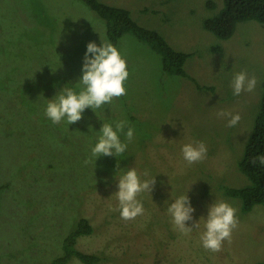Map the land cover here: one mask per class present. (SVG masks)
Wrapping results in <instances>:
<instances>
[{
    "label": "rangeland",
    "instance_id": "374dc122",
    "mask_svg": "<svg viewBox=\"0 0 264 264\" xmlns=\"http://www.w3.org/2000/svg\"><path fill=\"white\" fill-rule=\"evenodd\" d=\"M100 1L128 8L140 25L191 53L184 66L196 80L164 72L148 43L124 34L118 47L128 63L126 95L98 113L105 121L126 116L135 125L136 137L119 167L158 174L153 198L141 194L144 214L121 218L111 196L118 158L102 156L96 167L89 161L94 133L88 125L99 130L103 121L90 108L69 128L44 116V97L81 76L87 43L110 41L105 20L84 0H0V264H49L82 217L95 230L77 247L103 256L99 264L264 262V204L244 211L241 198L224 191L250 183L239 163L264 95V24L241 21L230 38L221 39L204 22L224 0ZM240 71L255 76L257 85L234 96L231 80ZM221 110L239 113L241 120L228 127L217 115ZM190 140L208 145L207 157L192 165L180 151ZM193 182L197 219L215 196L238 209V225L217 252L202 246L203 226L185 235L164 210L172 186L180 194Z\"/></svg>",
    "mask_w": 264,
    "mask_h": 264
},
{
    "label": "clouds",
    "instance_id": "9594fccd",
    "mask_svg": "<svg viewBox=\"0 0 264 264\" xmlns=\"http://www.w3.org/2000/svg\"><path fill=\"white\" fill-rule=\"evenodd\" d=\"M81 73L76 82L64 84L52 98L43 96L46 101L44 116L54 125L65 122L69 128L83 119L85 110L90 108L103 121L99 130L92 124L88 125L89 133H94L89 161H94L96 167V162L102 156L118 158L117 170L113 175L117 191L111 196H115L118 201L121 218L134 219L144 214L141 194L149 193L152 196L158 174L153 176L148 169L139 172L134 166L119 167V160L127 154L137 129L126 116L105 121L98 115L100 112L105 113V108L111 105L114 98L126 95L129 77L127 59L115 44L101 37L99 44L96 41L87 43ZM256 85L255 76H249L246 71L237 72L231 80L232 94L239 96L244 91L251 92ZM217 115L226 118L228 127L236 126L241 120L239 113L221 110ZM180 151L183 161L192 165L207 157L208 145L204 140H190L181 145ZM194 184L191 183L187 191L180 194H174L172 186L169 197L164 201V210L173 227L185 235L203 226L200 233L202 246L217 252L225 240L231 239L238 225V209L229 201L215 196L207 205L206 215L201 214L197 219V209L190 195ZM189 221L193 224L190 225Z\"/></svg>",
    "mask_w": 264,
    "mask_h": 264
},
{
    "label": "trees",
    "instance_id": "16d2710c",
    "mask_svg": "<svg viewBox=\"0 0 264 264\" xmlns=\"http://www.w3.org/2000/svg\"><path fill=\"white\" fill-rule=\"evenodd\" d=\"M84 1L105 20L108 38L117 47L124 34L132 33L159 54L164 72L193 79L187 74L184 66L191 53L175 49L159 31L140 25L128 8L106 4L100 0ZM224 2L220 12L204 22L205 28L221 39L230 38L241 21L257 20L264 24V0H224ZM208 6L213 8V2L208 1ZM239 168L249 177L250 183L240 187H226L224 191L229 197L241 198L242 209L249 211L255 204H264V95ZM4 189L5 186L0 183V209ZM146 201L151 202L149 197ZM94 230L88 218H80L64 239L63 253L49 264H73L75 259L84 264H99L104 261L103 256L98 253L83 252L77 247L79 239L93 234ZM256 264H264V262Z\"/></svg>",
    "mask_w": 264,
    "mask_h": 264
}]
</instances>
